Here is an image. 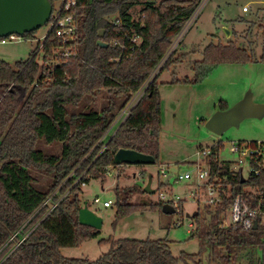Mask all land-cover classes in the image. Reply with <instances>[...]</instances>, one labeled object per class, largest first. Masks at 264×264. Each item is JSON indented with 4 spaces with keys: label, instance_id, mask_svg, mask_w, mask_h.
Returning a JSON list of instances; mask_svg holds the SVG:
<instances>
[{
    "label": "trees",
    "instance_id": "16d2710c",
    "mask_svg": "<svg viewBox=\"0 0 264 264\" xmlns=\"http://www.w3.org/2000/svg\"><path fill=\"white\" fill-rule=\"evenodd\" d=\"M57 1L50 0L52 7ZM197 3L76 0L69 12L74 17L76 39L68 59L55 52L59 45L53 31L42 45V61L37 57L38 46L27 60L13 66L0 59V264H203L204 255L207 264H260L256 253L264 247V225L258 223L248 231L221 225L224 211L236 195L255 204L264 195V170L241 182L239 174L234 176L229 164L219 160L221 143L211 147L207 160L212 176L226 178L221 184L225 190L229 185V197L214 210L205 207L202 214L199 209L194 212L191 237L198 241V253L174 257L165 240L120 239L105 241L109 251L94 261L61 255L62 249L77 248L100 235L78 222L82 184L103 182L120 149L149 155L157 163L161 117L159 73H153L162 62L159 72L184 59V55L174 58V53L165 57ZM140 5L139 18L134 20L131 11ZM35 34L20 38L34 40ZM252 61L248 51L233 44H210L203 50L202 60L193 64V78L182 82L197 84L220 64ZM258 61L264 63V48ZM144 88L142 97L105 141L118 115ZM102 93L107 101L99 111H69L79 110L86 99ZM226 109L225 103L219 105V110ZM42 142L60 144V153L44 154L37 149ZM38 172L51 178L43 189L37 187ZM113 191L116 212L112 226L139 208L162 209L166 204L146 200L140 188ZM183 204L178 203L175 213H184Z\"/></svg>",
    "mask_w": 264,
    "mask_h": 264
},
{
    "label": "rangeland",
    "instance_id": "374dc122",
    "mask_svg": "<svg viewBox=\"0 0 264 264\" xmlns=\"http://www.w3.org/2000/svg\"><path fill=\"white\" fill-rule=\"evenodd\" d=\"M161 0H156L159 3ZM197 8L180 34L172 41L167 56L174 53V58L184 55L179 64L159 72L157 88L160 99L161 131L159 135V157L154 165L133 166L121 165L110 167L103 176L104 181L90 180L81 186L82 202L97 216L102 218L100 235L82 243L77 248L61 250L65 259L94 261L109 251L110 244L105 241L120 239L131 240H165L174 257L181 253L196 254L199 252L198 241L191 237V221L186 214L192 215L197 209L203 212L202 203L199 205L189 197L193 190L189 182H177V176L186 171H193L192 162L196 153L206 150L214 143H221L219 160L230 162L231 168L238 170L237 157L229 152L233 143L249 144L252 142L264 143V117L260 120L246 119L238 128H230L222 136H216L205 128V122L219 110V105L225 103L230 108L243 96L250 92L255 104L264 105V63L258 61L264 48V0H196ZM142 5L131 11L134 20H137ZM246 7L247 14L242 12ZM48 30L45 25L36 31L34 40H16L6 44L0 43V59L11 66L16 62L28 59L31 52L38 46ZM224 30L228 31L227 36ZM210 44H233L248 51L253 61L246 64H220L211 73L197 84H187L182 81L192 79V66L202 60L203 50ZM38 60L41 55L37 53ZM258 61V62H257ZM40 62V61H39ZM152 76V77H153ZM177 81H180L177 83ZM137 101L136 95L133 96ZM107 101L106 94H99L95 98L86 99L77 112L85 109L99 111ZM124 120L123 111L118 115L115 123L106 134L107 141L117 127ZM37 149L46 155H58L60 144L47 145L39 143ZM236 162V163H235ZM164 167L169 183L165 184L158 171ZM246 174V167H243ZM151 176V189L154 194H145L143 198L152 203H170L176 197L184 201L181 215L178 211L172 215L163 213L162 209L139 208L138 211L112 226L116 208L113 189L140 188L143 191L148 177ZM38 188H45L51 178L45 173H35ZM159 184L163 186L159 187ZM161 197L164 199L162 200ZM100 199L99 204L93 201ZM110 200L112 206L103 208V201ZM132 201L135 202L134 198ZM151 208V207H150ZM175 209V208H174ZM208 220V216H205ZM179 226H176V224ZM192 225V224H191ZM256 258L264 264V247L257 251ZM203 264H207L204 255Z\"/></svg>",
    "mask_w": 264,
    "mask_h": 264
},
{
    "label": "built area",
    "instance_id": "2783aa9c",
    "mask_svg": "<svg viewBox=\"0 0 264 264\" xmlns=\"http://www.w3.org/2000/svg\"><path fill=\"white\" fill-rule=\"evenodd\" d=\"M76 0H58L55 3V6L52 7V13L49 19V22L46 24L48 26L47 33L53 31L54 38L58 40V47L55 52L63 57L68 59L71 56V50L73 49L72 44L76 39V25L73 15L69 12L75 8ZM243 12L247 11L246 7L242 8ZM192 18H190L191 20ZM189 20V21H190ZM187 22V27L190 22ZM46 35L39 40L38 53L41 55L39 61L43 59L42 45L44 43ZM17 36L11 35L6 38H1L0 43L6 44L10 41L16 40ZM163 64V62L161 63ZM155 69H160V65ZM144 89H141L136 95L137 101L142 97ZM134 95V96H135ZM134 99L129 102L127 107L123 110L124 119L128 116L130 110L137 103ZM217 143H214L215 145ZM212 145V146H213ZM206 150L202 149L196 153V160L192 162L194 167L193 171H186L183 174L177 176V182H189L193 190L189 193L190 199L194 200L197 205L202 203L203 208L209 207L211 210H214L220 204L223 203V198L229 197V185L226 190L222 187V181H225L226 178L218 177L217 175L212 176L210 165L208 164L207 158L211 154V147ZM229 152L237 157V165L239 166L238 170L231 168L230 162H225L229 164V170L233 175L239 174L240 179L247 181L251 178L258 177L260 172L264 170V143L255 142L249 144L233 143L230 145ZM236 163V162H235ZM243 167H246V174L243 173ZM158 174L167 180L169 183L170 177L168 173L162 167L159 169ZM79 180V179H78ZM84 186V184H82ZM249 190L246 192L248 193ZM250 194L254 192L249 191ZM163 200L164 198L161 197ZM182 199L176 197L168 205L176 207ZM95 204H99L101 201L99 198H95L93 201ZM112 202L110 200L103 201V208H110ZM256 222V225L260 223L264 225V195H262L257 203H253L251 200H245V197L242 194L236 195L232 203L227 206V209L224 211V218L222 221L221 227L223 228H241L244 231L252 229L253 223ZM176 226H179L177 223ZM189 227L193 226L190 224Z\"/></svg>",
    "mask_w": 264,
    "mask_h": 264
},
{
    "label": "water",
    "instance_id": "95a60500",
    "mask_svg": "<svg viewBox=\"0 0 264 264\" xmlns=\"http://www.w3.org/2000/svg\"><path fill=\"white\" fill-rule=\"evenodd\" d=\"M52 5L50 0H0V39L11 35L18 37L26 33L34 32L45 26L50 19ZM228 36V31L224 30ZM106 46V44H100ZM264 117V105L255 104L252 94L247 92L236 104L226 110H217L206 122L205 128L216 136H222L230 128H238L240 123L246 119L260 120ZM155 160L149 155H144L132 150L120 149L113 157V165H133L149 166L154 165ZM241 182L244 180L241 179ZM167 184V180L165 181ZM151 176L143 188L146 194H154L156 191L151 189ZM165 214L175 213L174 207L165 204L162 207ZM195 216L186 214L189 220ZM78 222L82 226L100 231L102 228V218L91 211L86 203L83 204L78 212ZM257 227L253 223L252 229Z\"/></svg>",
    "mask_w": 264,
    "mask_h": 264
},
{
    "label": "crops",
    "instance_id": "0c3cea01",
    "mask_svg": "<svg viewBox=\"0 0 264 264\" xmlns=\"http://www.w3.org/2000/svg\"><path fill=\"white\" fill-rule=\"evenodd\" d=\"M247 10H248V9H247ZM242 12H243V11H242ZM247 12H248V11H246V12H243V13H244V14H247ZM109 169H110V168H109ZM109 169H108V171H109ZM107 173H108V172H107ZM106 201H107V200H106Z\"/></svg>",
    "mask_w": 264,
    "mask_h": 264
}]
</instances>
